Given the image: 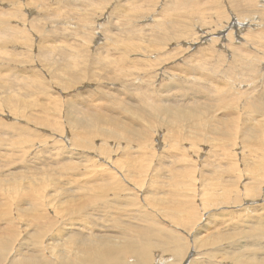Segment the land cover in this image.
Here are the masks:
<instances>
[{
  "label": "rangeland",
  "instance_id": "obj_1",
  "mask_svg": "<svg viewBox=\"0 0 264 264\" xmlns=\"http://www.w3.org/2000/svg\"><path fill=\"white\" fill-rule=\"evenodd\" d=\"M0 15L8 26L0 38V239L12 236L10 259L23 242V252L41 243L43 258L59 255L65 240L51 235L113 237L123 247L138 221L182 235L209 224L216 235L260 213L256 233L264 234V211L250 213L264 205V0H0ZM158 107L197 113L176 122ZM215 126L226 135L211 139ZM248 129L258 133L253 144L243 141ZM112 133L120 139L101 137ZM190 235L192 264H234L214 256L227 245L196 247ZM152 253L150 264L172 256Z\"/></svg>",
  "mask_w": 264,
  "mask_h": 264
},
{
  "label": "bare ground",
  "instance_id": "obj_2",
  "mask_svg": "<svg viewBox=\"0 0 264 264\" xmlns=\"http://www.w3.org/2000/svg\"><path fill=\"white\" fill-rule=\"evenodd\" d=\"M1 16V15H0ZM4 16V15H3ZM2 21L0 20V23ZM234 25V24H233ZM236 26V31L240 32V28L241 26L240 25H234ZM231 27V26H229ZM246 27V26H245ZM0 28H3V32L0 31V38L4 39L7 37V31H6V28H8V26L5 25V27H3L2 24H0ZM4 28H5V31H4ZM11 29V28H10ZM15 30V29H14ZM232 30V29H231ZM240 30V31H239ZM244 30V29H243ZM9 31V29H8ZM241 33V32H240ZM12 35V34H11ZM251 48V47H250ZM6 51V50H5ZM12 55V54H11ZM181 71V70H180ZM169 95V94H168ZM262 99V98H261ZM49 100V99H48ZM144 99L142 98V101ZM148 100V99H147ZM211 100V99H210ZM145 101H146V98H145ZM149 101V100H148ZM259 101V100H258ZM147 102V101H146ZM145 102V104H146ZM197 102V101H196ZM210 102V101H209ZM263 102V101H262ZM149 104V102H147ZM199 103V102H198ZM197 103V104H198ZM257 104H264L263 103H259L257 102ZM228 106V104H227ZM189 108V107H188ZM158 112L160 111L162 114L164 115H170L169 118H172V119H175L177 120L176 122H181V121H186L187 119L189 120V118L192 117L197 113V110H192L190 113H188L186 111V109H183L182 107H180V109H178V111L176 110H171L170 108H166V109H163L162 107H158ZM103 115V114H102ZM196 116V115H195ZM109 117V116H108ZM110 118V117H109ZM114 120V119H113ZM194 120V118H193ZM193 120H190V121H193ZM228 120V119H227ZM171 121V120H170ZM217 121V119H216ZM67 122V121H66ZM164 122V121H163ZM176 122H174L176 124ZM196 122V121H194ZM229 122V121H228ZM86 123V122H85ZM114 123V122H113ZM189 123V122H188ZM197 123V122H196ZM200 123V122H199ZM70 124L75 126L76 124H79V122L75 121L73 117H71L70 119ZM82 124V122L80 123ZM120 124V123H119ZM156 124V123H155ZM193 124V122H192ZM225 123L223 122V125ZM195 125V124H194ZM220 125V124H219ZM167 126V125H166ZM117 127V126H116ZM217 130L215 129H210L209 128V132L207 133H210L213 137H210L211 139L213 138H217V137H221V136H225L227 131L224 130V126L223 127H219V126H215ZM82 128V127H80ZM164 128V126H163ZM167 128V127H166ZM170 128V127H169ZM72 129V128H71ZM123 129V128H121ZM207 129V128H206ZM187 130V128H186ZM208 130V129H207ZM88 131V130H87ZM91 131V130H89ZM88 131V132H89ZM138 129H134L130 131H128L123 138V140L127 143H129L131 141V139L133 138H136L138 134ZM158 131V130H156ZM169 131V130H168ZM189 131V130H188ZM187 131V133H188ZM195 131V130H194ZM251 131V129H250ZM250 131L249 129L246 131V130H243L242 131V134H244V137L243 136V141L244 143L248 142L249 139H251L252 137H254L255 141L256 138H257V135L258 133L254 134L253 136H251L250 134ZM75 133V131H74ZM79 133V132H78ZM167 133V132H166ZM206 133V134H207ZM73 134V132H72ZM86 133H84L85 135ZM94 134V133H93ZM102 134V133H100ZM190 134V133H188ZM191 134H197V133H191ZM246 134V135H245ZM99 135V134H98ZM97 135V136H98ZM102 135H107L105 133H103ZM170 135V134H169ZM173 135V134H172ZM75 136V134H74ZM89 136H92V135H89ZM101 136V135H100ZM132 136V137H131ZM190 136V135H189ZM193 136V135H192ZM196 136V135H195ZM234 136V135H233ZM95 137V134L92 136V138ZM102 139L105 141L106 139H113V140H119L120 139V134H116V133H112L111 135L109 136H101ZM235 137V136H234ZM75 138V137H74ZM151 138V137H150ZM189 138V137H188ZM191 138V137H190ZM76 139V138H75ZM187 139V137H186ZM196 139V138H195ZM204 140V139H203ZM260 140V139H259ZM74 141V140H73ZM79 142V140L76 139V142ZM90 141V140H89ZM175 141V140H174ZM227 141V140H226ZM242 141V140H241ZM262 141V140H261ZM92 141H90V144ZM106 142V141H105ZM123 142V141H121ZM172 142V141H170ZM228 142V141H227ZM233 142V141H232ZM94 143V142H93ZM222 143V142H221ZM226 143V142H225ZM224 143V144H225ZM249 144H253V141H249L248 142ZM75 144H78V143H75ZM119 144V142H118ZM82 145V144H80ZM105 145V143H104ZM130 145V144H129ZM162 145V144H161ZM197 145V144H196ZM214 145V144H213ZM212 145V146H213ZM222 146V144H220ZM244 145V144H242ZM83 146V145H82ZM193 146V145H191ZM216 146V145H215ZM247 146V145H246ZM81 147V146H80ZM93 147V146H92ZM101 147V146H100ZM172 147V146H171ZM251 147V146H250ZM89 148H91V146H89ZM179 148V147H178ZM252 148V147H251ZM197 149V148H196ZM249 149V148H248ZM252 150V149H251ZM251 150H249L250 152H252ZM255 150V149H254ZM253 150V151H254ZM197 151V150H196ZM199 151V150H198ZM217 151V150H216ZM122 152V151H121ZM131 152V151H130ZM129 152V153H130ZM138 152V151H137ZM186 152V151H185ZM256 152V151H255ZM132 153V152H131ZM140 154V152H139ZM253 154V152H252ZM16 155V154H15ZM129 155V154H128ZM137 155V154H136ZM131 156V155H130ZM142 156V155H141ZM252 156V155H251ZM122 158V157H121ZM125 158V157H124ZM139 158V157H138ZM134 159V158H133ZM132 159V160H133ZM84 161V160H83ZM123 161V160H122ZM137 161V160H136ZM135 161V162H136ZM248 161V160H247ZM91 162V161H90ZM127 163V162H126ZM246 164V162H244ZM255 163V162H254ZM129 165V164H128ZM128 167V166H127ZM179 169V168H178ZM251 170L253 172H256L257 173V177H260V171L262 173V167L259 166L258 164H252L251 165ZM166 172V171H165ZM55 173V172H54ZM15 174V173H14ZM55 176V175H54ZM80 176V175H79ZM137 176V175H136ZM256 177V178H257ZM106 180V179H105ZM103 181V180H102ZM124 181V180H123ZM104 182V181H103ZM102 182V183H103ZM91 183V182H90ZM96 183V181H95ZM232 183V182H231ZM207 185V184H206ZM231 186V185H230ZM105 187V186H104ZM235 187V186H234ZM233 187V188H234ZM237 187H238V184H237ZM81 188V187H80ZM88 188V187H87ZM101 188V187H100ZM162 188V187H161ZM232 188V187H231ZM253 189V188H252ZM95 190V189H94ZM117 190H123V192L125 191V189L123 188V186L119 184V188ZM129 189H126V191H128ZM233 190V189H232ZM240 190V189H239ZM90 191V190H88ZM135 191V190H134ZM256 191V190H255ZM93 192V191H92ZM121 192V191H120ZM240 192V191H239ZM247 192L249 193V190H247ZM247 192H246V195H247ZM101 195H93L95 197L99 196L103 198L104 195H102L103 193L100 191ZM242 193V192H241ZM99 194V193H98ZM244 194V193H243ZM242 194V195H243ZM118 195V194H117ZM257 194H253L252 197L255 198ZM221 196V195H220ZM250 196V195H249ZM119 197V196H118ZM218 197V196H217ZM229 197V196H228ZM99 198H90L89 202H92V203H95L94 201H99ZM100 198V199H102ZM120 198V197H119ZM219 198V197H218ZM223 198V197H222ZM240 198V197H239ZM74 199V198H73ZM116 199V198H115ZM221 199V198H220ZM263 199V198H262ZM79 200V199H78ZM134 200V199H133ZM219 200V199H217ZM241 199H237L238 201V205L241 204L240 202ZM66 201V200H65ZM77 202V201H76ZM217 202V201H216ZM246 201H244L245 203ZM71 203V202H70ZM86 202H83V203H80L78 204L77 206V210L78 212H80L81 209L85 208L84 204ZM109 203V202H108ZM218 203V202H217ZM26 204V202H25ZM135 204V203H134ZM227 204H230V205H235V199H232V198H227ZM103 205V204H102ZM195 205V204H194ZM214 205V204H213ZM256 205V204H255ZM72 206V205H71ZM109 206V205H108ZM217 206V205H216ZM73 207V206H72ZM105 207V206H104ZM233 207V206H232ZM27 208V207H26ZM142 208V207H141ZM214 208V207H213ZM226 208V207H225ZM241 208V207H240ZM74 209V208H73ZM25 210V208H24ZM60 210V209H59ZM68 210V208H67ZM103 210V209H102ZM141 210V209H140ZM139 210V211H140ZM143 210V209H142ZM193 210V209H192ZM218 210H219V207H218ZM246 209L244 210H241L242 212H244ZM260 210H263L264 211V205L263 206H260L254 210H250V213L252 211H260ZM58 211V210H57ZM74 210H70V212H72ZM84 211V210H83ZM83 211H81L82 213H84ZM138 211V212H139ZM190 211V210H189ZM188 211V212H189ZM207 211V210H206ZM213 211V210H211ZM216 211V210H215ZM248 211V210H246ZM37 212V211H36ZM69 212V211H67ZM69 214H73L70 213ZM76 212V213H78ZM80 212V213H81ZM142 212V211H141ZM232 212V210L230 211ZM19 213V212H18ZM29 213V212H28ZM75 213V214H76ZM79 213V214H80ZM147 213V212H146ZM193 213L194 210H193ZM192 213V214H193ZM213 213V212H211ZM210 213V214H211ZM217 213V212H216ZM20 214V213H19ZM140 214V213H139ZM149 214V215H147ZM147 214H143L144 216H142L144 219H149L151 220L150 218V213H147ZM205 214V213H204ZM210 214H206L207 215H210ZM218 214V213H217ZM28 215V214H27ZM39 215V214H38ZM135 215V214H134ZM181 215V214H179ZM196 215V214H195ZM226 215V214H224ZM223 215V216H224ZM235 215V214H234ZM233 216V218H235V216ZM19 216V215H18ZM37 216V214H36ZM35 216V217H36ZM137 216V215H136ZM140 216V215H139ZM138 216V217H139ZM198 216V215H197ZM204 216V215H203ZM40 217V221L41 219V216L39 215ZM64 217V216H63ZM70 218V216H68ZM67 217V218H68ZM85 217V216H84ZM83 217V218H84ZM189 217V216H188ZM201 217V216H200ZM208 217V216H207ZM225 217V216H224ZM231 217V216H230ZM229 217V218H230ZM254 217V216H253ZM263 216L260 215L259 213V216L258 217H255L254 219H249L248 217L245 216V219H241V221L238 223L237 220L235 223H233L232 225H230V227L228 228V230H225L223 232V234L221 233H217L216 235L214 234H209L208 230H209V224H204V223H201V224H204L203 226L199 227L197 225H193L191 229H194L193 232H196L195 233V236L192 234L193 232L191 231H188V232H184L183 235L182 234H178L176 232V229H177V226H171L172 228H176V229H167L165 227H163L159 222H156V221H150L148 223H146L145 226H142L144 228L141 227V221H138V224L140 222V227H137V228H134V233L136 234L135 235V238L127 245L121 247L119 246V244L115 241V240H111L112 238H105V237H102L100 236L99 237H95V236H92L90 235L89 237L87 236L86 238L85 237H81L80 235H76V237H73V236H69L67 237L66 239H64V237L60 238V236H56V235H51L49 240L52 241V242H57V241H60V240H65V243L64 245L62 246L64 251L63 252H59L57 254L59 255H56V254H53L50 255L49 257L46 258V256H42V254L40 255V251L42 249H45L43 246H41V243H33L32 245L36 246L38 245L39 247H33L31 248L33 250V252L29 249L27 252H23L22 249H28V245L24 244V242L22 244H19V248H22V249H17L14 253V257L13 259H10L8 257V254L10 253L9 249H7L10 245H8V242L9 240L12 238V236H7V235H4V236H7L5 238H3L1 236L2 239H0V264H112L113 262L116 263V264H128L125 260V257L129 254V255H132L136 258V260L134 261L133 264H150L151 262H149L152 258V251L154 249H160V252L161 253H166V254H169L171 253V258H170V261H163L161 263H157V264H192V262L194 260H196L197 258H190L192 257L193 254H190V247H189V243L188 242V238H187V235H189V233H191V235H193V244L195 243L196 244V247L200 246L201 248H205L207 247L208 245V242L210 243L211 246H222V245H227V251L225 250H221V249H215L214 250V256H217V258L221 259L222 261H233L234 264H264V234H257L256 233V224L257 222H259V219H261ZM21 218V217H20ZM25 218V217H24ZM30 218V217H29ZM66 218V217H64ZM80 218V217H78ZM87 218V217H85ZM89 218V216H88ZM140 218V217H139ZM192 218V217H191ZM206 218V217H205ZM248 218V219H247ZM27 219V218H26ZM30 219H37V218H31ZM39 219V218H38ZM76 219H77V214H76ZM185 220V218H183ZM182 219V220H183ZM194 219V218H192ZM197 219V218H196ZM201 219V218H200ZM209 219V218H208ZM232 219V218H231ZM230 219V220H231ZM33 220V221H34ZM67 220V219H66ZM71 220V219H69ZM117 220V218H116ZM134 220V219H133ZM137 220V218H136ZM142 220V218H141ZM203 220V219H202ZM233 220V219H232ZM32 221V222H33ZM37 221V220H36ZM34 221L33 224L35 223H38ZM46 221V220H45ZM51 221V220H50ZM145 221V220H144ZM143 221V222H144ZM187 220H185L186 222ZM189 221V220H188ZM191 221H194V220H191ZM229 221V220H228ZM31 222V221H30ZM31 222V223H32ZM42 222V221H41ZM81 222V221H80ZM136 222V221H135ZM134 222V223H135ZM215 222V221H214ZM43 223V222H42ZM42 223L40 224V222L38 223L39 225H42ZM137 223V222H136ZM183 223V222H182ZM189 223V222H187ZM200 223V221H199ZM34 224V225H35ZM44 224V223H43ZM138 224H135V225H138ZM178 224H181V223H178ZM190 224H192L190 222ZM196 224V223H195ZM214 224V223H213ZM223 224V223H222ZM32 226L31 229H35V226ZM89 225V224H88ZM143 225V223H142ZM209 225V226H208ZM229 225V224H227ZM183 226V224H182ZM189 226V224H188ZM38 227V225H37ZM36 227V229H37ZM134 227V225H133ZM136 227V226H135ZM187 227V224L186 226H184V228ZM211 227V226H210ZM222 227V226H221ZM227 227V226H226ZM29 228H30V225H29ZM40 228H43L40 226ZM189 229V228H188ZM221 229V228H220ZM219 229V230H220ZM250 229V230H249ZM39 230V229H37ZM182 230V229H180ZM246 230V231H245ZM187 231V230H186ZM222 231V230H221ZM250 231L254 232L253 233H250ZM33 233H35L34 231H32ZM40 232V231H39ZM180 232V231H179ZM218 232V231H217ZM38 233V232H37ZM36 233V234H37ZM60 233V232H59ZM79 233V232H78ZM39 234V233H38ZM76 234V233H75ZM250 234H252L253 236H251ZM29 235V233H28ZM35 235V234H34ZM70 235V234H69ZM74 235V234H72ZM190 235V236H191ZM209 235L211 236V240L209 241ZM39 236V235H38ZM75 236V235H74ZM37 237V235H36ZM9 238V240H8ZM14 238V237H13ZM68 238H71L73 239L70 240ZM15 239V238H14ZM27 239V238H26ZM140 239V240H139ZM13 240V239H12ZM36 240V238H35ZM34 240V241H35ZM39 240V239H38ZM47 240V241H49ZM23 241V240H22ZM31 241V240H30ZM33 241V242H34ZM138 241V243L136 242ZM39 242V241H38ZM45 242V241H44ZM43 242V243H44ZM188 242V243H187ZM15 243V242H14ZM28 243V242H27ZM54 243L51 245V247H49L52 251L55 250V245ZM69 243V244H68ZM71 243V244H70ZM47 245V244H46ZM192 245V244H191ZM49 246V245H48ZM57 248V247H56ZM11 249V248H10ZM193 249V248H192ZM196 249V248H195ZM47 250V249H46ZM76 252L77 255H74L75 253L73 251ZM48 251H50L48 249ZM71 251L73 252V258H68L67 254H70ZM17 253V254H16ZM50 254V252H49ZM65 255V256H64ZM230 255H232V257H230Z\"/></svg>",
  "mask_w": 264,
  "mask_h": 264
}]
</instances>
